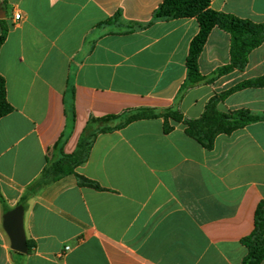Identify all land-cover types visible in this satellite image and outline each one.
<instances>
[{
	"label": "crops",
	"instance_id": "0c3cea01",
	"mask_svg": "<svg viewBox=\"0 0 264 264\" xmlns=\"http://www.w3.org/2000/svg\"><path fill=\"white\" fill-rule=\"evenodd\" d=\"M163 1L0 0L8 27L0 74L14 108L0 119V264H241L247 256L242 240L264 201V122L220 135L207 150L182 123L170 121L166 134L161 118L136 121L99 134L76 169L103 190L68 175L22 201L49 162L77 151L91 118L177 107L197 119L216 93L264 75L263 43L244 71L179 101L199 23L136 28ZM211 8L264 23V0H212ZM230 45V35L214 28L200 72L228 64ZM219 109L264 113V88L236 92ZM18 205L34 245L27 254L11 249L3 228Z\"/></svg>",
	"mask_w": 264,
	"mask_h": 264
},
{
	"label": "trees",
	"instance_id": "16d2710c",
	"mask_svg": "<svg viewBox=\"0 0 264 264\" xmlns=\"http://www.w3.org/2000/svg\"><path fill=\"white\" fill-rule=\"evenodd\" d=\"M211 2L212 0H164L155 10L149 23L136 25V28L141 29L158 21L197 19L199 32L190 44L186 60L187 77L179 90V101L184 98L189 89L212 84L235 70L244 71L248 66L250 54L264 43V23H255L234 14L216 11L211 8ZM119 17L120 15H117L116 19ZM110 22L111 20L106 21L105 24ZM0 26L2 28L1 49L8 36V27L1 21ZM216 27L230 35V62L216 68L208 75H203L199 70L198 61L211 32ZM134 28L132 27V30ZM248 88H264V75L241 81L223 92L216 93L206 104L203 114L197 119H187L177 107L164 110L132 109L120 115L91 118L82 134L77 151L72 155H62L59 159L49 162L39 179L30 186L22 201L27 200L29 196L37 193L44 186L68 175H75L80 186L103 190L97 182L79 175L76 169L87 162L99 134L123 129L136 121L161 118L164 120L166 134L173 130L170 121L182 123L186 127L187 136L197 141L203 148L213 150L218 136L231 135L248 125L264 122V113H254L248 109L223 112L219 109V104L229 96ZM13 110L14 108L7 99L5 78L0 74V119ZM0 201L4 202L1 192ZM27 243L31 251L34 245L31 241ZM242 244L247 248L248 254L241 264H261L264 261V201H261L256 209L254 231L242 240Z\"/></svg>",
	"mask_w": 264,
	"mask_h": 264
},
{
	"label": "water",
	"instance_id": "95a60500",
	"mask_svg": "<svg viewBox=\"0 0 264 264\" xmlns=\"http://www.w3.org/2000/svg\"><path fill=\"white\" fill-rule=\"evenodd\" d=\"M3 228L10 239L12 250L27 254L29 251L24 228V206L18 205L3 216Z\"/></svg>",
	"mask_w": 264,
	"mask_h": 264
},
{
	"label": "built area",
	"instance_id": "2783aa9c",
	"mask_svg": "<svg viewBox=\"0 0 264 264\" xmlns=\"http://www.w3.org/2000/svg\"><path fill=\"white\" fill-rule=\"evenodd\" d=\"M14 19L17 21V20H20L21 19V15H20V13H18V14H15L14 15ZM70 249V247L69 246H65V248H64V251H63V255H64V253L66 252V251H68Z\"/></svg>",
	"mask_w": 264,
	"mask_h": 264
}]
</instances>
